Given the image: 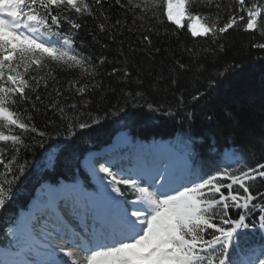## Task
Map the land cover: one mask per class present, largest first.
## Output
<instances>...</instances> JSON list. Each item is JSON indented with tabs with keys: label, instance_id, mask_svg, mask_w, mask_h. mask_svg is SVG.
<instances>
[{
	"label": "snow or ice",
	"instance_id": "1",
	"mask_svg": "<svg viewBox=\"0 0 264 264\" xmlns=\"http://www.w3.org/2000/svg\"><path fill=\"white\" fill-rule=\"evenodd\" d=\"M103 3L0 0V210L28 171L29 162L19 161L21 151L32 150L27 134L41 138L39 147L44 146V137L60 136L38 129L28 107L21 111L20 105L39 111L37 89L41 81L48 87L45 74L55 81L54 67L79 72L80 80L73 86L79 85L81 96L93 86L97 66L78 50L76 34L83 17L107 20ZM236 3L237 12L244 15H230L221 26L219 15L192 11L196 5L219 9L216 0H127L126 5L116 0L131 11L133 23L137 19L142 26L145 21L162 23V10L170 24L183 28L187 22L193 38H210L213 43L242 21L244 31L259 30L264 35L259 23L264 5ZM103 20L101 31L105 30ZM64 24L71 31L64 30ZM143 39L151 43L147 35ZM253 47L264 49V43ZM179 67L185 69L184 64ZM123 75L130 74L125 70ZM56 94L60 95L58 90ZM125 95L134 100L141 93ZM71 107L76 114L67 116L58 102L49 106L67 121L65 140L75 136V130L101 122L91 115L82 120V113ZM147 107L159 111L152 104ZM56 159V153L49 152L47 166L53 167ZM95 163L93 159L89 164L97 179L92 193H85L78 184H41L43 198L34 200L6 232L0 264H80L81 260L83 264H264V192H254L257 180H264V164L246 167L242 154L229 149L221 155L217 170L207 174L196 165L190 140L181 141L178 155L171 146L132 144L127 154L103 161L98 170ZM257 234L260 242L253 243Z\"/></svg>",
	"mask_w": 264,
	"mask_h": 264
},
{
	"label": "trees",
	"instance_id": "2",
	"mask_svg": "<svg viewBox=\"0 0 264 264\" xmlns=\"http://www.w3.org/2000/svg\"><path fill=\"white\" fill-rule=\"evenodd\" d=\"M216 2L219 9L214 5L210 8L196 5L192 11L219 15L222 26L230 13H235L237 3L236 0ZM121 3L126 5L127 0ZM247 3L264 4V0H246ZM103 10L107 20L83 17L78 21L81 28L76 34L78 50L97 66L93 86L81 96L79 85L73 86L80 80L79 72L54 67L55 81L45 74L48 87L41 81L37 89L41 100L35 101V94L30 92L39 111H33L31 105H20L21 111L28 107L38 129L49 136L59 132L60 136L44 137V146L39 147L37 142L41 138L35 133L27 134L32 150L21 151L19 161L29 162L28 171L0 210V259L1 251L5 250L6 232L15 218L27 210L41 184L78 181L88 191H95L79 162L86 152L108 146L117 132L126 131L135 144L169 140L176 150L181 148V141L190 140L195 163L207 174L217 170L222 150L227 147L242 154L246 167L264 164V49L253 47L264 43L259 30L246 32L241 25L213 43L210 38H193L187 31V22L183 28L170 24L162 10V23L145 21L143 26L138 19L133 23L131 11L121 8L116 0H104ZM102 20L104 31L99 27ZM259 23L264 29V17ZM148 27L153 30L146 31ZM64 30L71 31L67 24ZM145 35L150 38V44L143 39ZM180 64L185 65L184 70ZM113 69L118 71L113 73ZM125 70L130 74L127 78L123 75ZM221 72L223 76L219 75ZM128 92L133 97L140 92L141 96L133 100L125 95ZM197 96L199 99H193ZM56 102L65 110L64 115L76 114L71 107L75 105L77 113H82V120H89L91 115L100 117L101 122L89 129H77L75 136L65 140L67 121L61 119L59 111L49 108ZM85 102L87 108L83 107ZM148 104L159 111H149ZM49 152L57 156L53 167L47 166ZM256 183L254 192H264V180ZM127 198L131 200L132 194ZM252 241L260 242L259 234Z\"/></svg>",
	"mask_w": 264,
	"mask_h": 264
},
{
	"label": "rangeland",
	"instance_id": "3",
	"mask_svg": "<svg viewBox=\"0 0 264 264\" xmlns=\"http://www.w3.org/2000/svg\"><path fill=\"white\" fill-rule=\"evenodd\" d=\"M260 4L264 5L263 3H260ZM246 6H251V5L247 3ZM235 7H236L235 13H232V14L230 13V15H233V14L244 15V13L237 12V9L239 8L238 4H236ZM245 20H246V16H245ZM243 23L244 22L242 21L241 25H243ZM116 137H117L116 141L115 142L112 141L109 147L101 150L100 152L87 153L80 162V167L87 174V176L89 177V179H90L92 185L95 187V189H97V179H96V177H94L92 175V172L90 170V167H89L90 161H92L93 159L95 160V162H96L95 167L98 170L100 163H102L103 161L113 159L116 156L121 155V154H127L128 151L130 150V146L132 145V143L130 142V140L128 139V137L125 134L120 133V134H117ZM115 138H113V139H115ZM122 139H123V144H121ZM156 143L157 142H154L152 144H149L146 147H157V146H159ZM166 146H168V145H166ZM87 167H88L90 173H88V171L86 170ZM38 197L43 198L41 191L34 194V197L32 200H36Z\"/></svg>",
	"mask_w": 264,
	"mask_h": 264
},
{
	"label": "bare ground",
	"instance_id": "4",
	"mask_svg": "<svg viewBox=\"0 0 264 264\" xmlns=\"http://www.w3.org/2000/svg\"><path fill=\"white\" fill-rule=\"evenodd\" d=\"M115 137H116V136H115ZM115 137H114V138H115ZM116 139H117V137H116L115 139H113V142H115ZM121 144H123V139H122V141H121ZM156 144H158L159 146H161V145L166 146V144H165V143H162V142H157ZM86 170L88 171V173H90L88 167H87ZM84 192H85V191H84ZM85 193H87V192H85ZM33 201H34V200H32V201L30 202V205H32ZM80 264H83V261H82V260H81Z\"/></svg>",
	"mask_w": 264,
	"mask_h": 264
}]
</instances>
